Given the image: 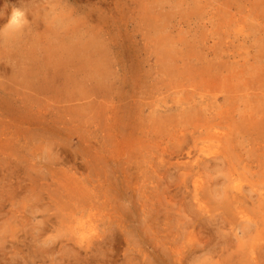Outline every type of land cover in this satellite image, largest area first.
I'll return each mask as SVG.
<instances>
[{
  "label": "rangeland",
  "instance_id": "1",
  "mask_svg": "<svg viewBox=\"0 0 264 264\" xmlns=\"http://www.w3.org/2000/svg\"><path fill=\"white\" fill-rule=\"evenodd\" d=\"M263 121L264 0H0V264H264Z\"/></svg>",
  "mask_w": 264,
  "mask_h": 264
},
{
  "label": "bare ground",
  "instance_id": "2",
  "mask_svg": "<svg viewBox=\"0 0 264 264\" xmlns=\"http://www.w3.org/2000/svg\"><path fill=\"white\" fill-rule=\"evenodd\" d=\"M70 45V44H69ZM74 46V47H73ZM90 46H92V48H95V43L94 42H90L89 41V43H83V44H81V43H79V44H76V45H70V46H67L66 44H65V47H63V48H65V51H67V49H69V52H71L70 54L71 55H79V54H81L82 56H84V54H83V52L84 53H86V49H88ZM171 55V54H170ZM75 59V58H74ZM70 60V59H69ZM89 62V61H88ZM89 64V63H88ZM75 65V64H74ZM174 70V69H173ZM170 72V71H169ZM174 73V72H173ZM198 75V74H197ZM256 82V81H255ZM239 88V87H238ZM244 93V92H243ZM254 94V93H253ZM262 105V104H261ZM259 107V106H258ZM208 119V118H207ZM230 120V119H229ZM260 121H261V119H259ZM223 122H224V120H223ZM237 122V121H236ZM264 122V121H263ZM241 123V122H240ZM231 124H234V123H231ZM242 124V123H241ZM244 124V123H243ZM236 125V124H235ZM232 126V125H231ZM230 126V127H231ZM241 126V125H240ZM232 127H234V125L232 126ZM257 131V130H256ZM215 132H216V130H215ZM220 132V131H219ZM221 133V132H220ZM236 133V132H235ZM242 133L244 134V132L242 131ZM260 134H261V132H259ZM188 134V133H187ZM221 134H223V133H221ZM229 134V133H228ZM239 134V133H238ZM259 134V135H260ZM220 135V134H219ZM250 134H248V136H249ZM187 136H189V135H187ZM208 136V135H207ZM226 136V135H225ZM229 136V135H228ZM212 137V136H211ZM219 137V136H218ZM235 137V136H234ZM241 137V136H240ZM242 137L244 138V135H242ZM230 138V137H229ZM250 138H251V136H250ZM182 139V138H181ZM208 139H210V138H208ZM244 140H245V138H244ZM249 140V139H248ZM184 141V140H183ZM210 141H212L211 139H210ZM225 141V140H224ZM182 142V141H181ZM187 142V141H186ZM223 142V141H222ZM227 142V141H226ZM249 143V142H248ZM247 143V144H248ZM190 144V143H189ZM227 144H229V143H227ZM180 145V144H179ZM183 145V144H182ZM236 145H238V144H236ZM186 146V145H185ZM193 145L191 144V147H192ZM226 146H228V145H226ZM182 147V146H181ZM180 147V148H181ZM195 147V146H194ZM193 147V148H194ZM216 147H217V145H216ZM225 148V147H224ZM262 150H263V147H262ZM182 151V150H181ZM192 151V150H191ZM226 151V150H225ZM228 151V150H227ZM226 151V152H227ZM230 151V150H229ZM241 153L243 152V151H241V150H239ZM226 152H219V149L218 150H216V151H214V152H212L213 153V155H217V156H215V158L214 159H220L221 157H223L222 155H226L227 153ZM194 153H196V152H194ZM224 153V154H223ZM248 153V151H246V154ZM186 154V153H185ZM191 154H192V152H191ZM212 155V154H211ZM250 155H251V153H250ZM188 157V156H187ZM191 157V156H190ZM189 157V158H190ZM212 157V156H211ZM211 160V159H210ZM208 161V160H207ZM221 161V160H220ZM263 161V160H262ZM190 162V161H189ZM197 163V162H196ZM264 163V162H263ZM214 164V163H213ZM223 164V163H222ZM199 165V164H198ZM201 165V164H200ZM261 165V164H260ZM209 167V166H208ZM264 167V166H263ZM262 167V168H263ZM263 170V169H262ZM198 173H199V171H198ZM234 180H232V182H233ZM201 182V181H200ZM195 183H197V181L195 182ZM237 183H239V182H237ZM233 184V183H232ZM238 186H235V183H234V188L235 189H240V185L239 184H237ZM199 187H200V185L198 184H196L195 185V191H198V190H200L199 189ZM232 188V187H231ZM233 188V189H234ZM239 192V191H238ZM237 192V193H238ZM241 192H243V191H241ZM232 194V193H231ZM245 194H247V193H245ZM221 195H222V192H221ZM223 195H224V193H223ZM240 196H242V195H240ZM222 197V196H221ZM249 197V196H248ZM214 198V197H213ZM224 198V197H223ZM234 198H237V195H233L232 194V196L231 195H228V196H226L225 197V199L221 202V206L224 208V209H227L228 207H231L232 205H233V202H234ZM215 199V198H214ZM240 199H241V197H240ZM239 199V200H240ZM216 200V199H215ZM231 202H230V201ZM242 200V199H241ZM244 200V199H243ZM217 201V200H216ZM215 202V201H214ZM249 202V201H248ZM212 204V203H211ZM214 204V203H213ZM212 204V205H213ZM202 205V204H201ZM215 205V204H214ZM201 208H202V210H205V211H207V212H209V207L208 206H204L203 207V205L202 206H200ZM215 208H216V206H214ZM218 210H221L220 209V207L218 206L214 211H218ZM213 211V212H214ZM213 212H211V213H213ZM230 212V211H229ZM257 212V211H256ZM228 213V212H227ZM226 213V214H227ZM257 215H259L258 213H257ZM262 217H264V216H262ZM261 217V218H262ZM240 218L241 219H243V221H244V223H245V225H246V223L247 224H250V222L251 221H253V218L252 217H250V215L248 214V213H245L244 211L243 212H241L240 213ZM251 225V224H250ZM253 226L255 227V225L253 224ZM253 226H250V228L251 227H253ZM261 225H259V227H260ZM246 228H247V226H246ZM242 229V228H241ZM244 229V228H243ZM252 229H254V228H252ZM258 229V228H257ZM247 231V230H246ZM250 232H254V231H251L250 230ZM249 232V233H250ZM249 233L247 234L248 236H249ZM254 234V233H253ZM255 235V234H254ZM264 235V234H263ZM262 235V236H263ZM262 236H260L261 238H262ZM244 237V236H243ZM256 238H257V236H255ZM252 238V237H251ZM258 239V238H257ZM252 240V239H251ZM256 240V239H255ZM260 240V239H259ZM261 242V244H262V241H260ZM242 243V242H241ZM256 243H258V241L256 242ZM250 244V243H249ZM260 244V243H259ZM242 246V245H241ZM262 246V245H261ZM243 247H245V246H243ZM257 247V246H256ZM258 248H259V246H258ZM262 247H260V249H261ZM259 249V250H260ZM241 250V249H240ZM262 250V249H261ZM264 250V249H263ZM241 252H242V250H241ZM257 252H259V251H257ZM260 253H262V252H260ZM242 254H244V255H247V253L246 252H243ZM241 254V255H242ZM257 254V253H256ZM237 256V255H236ZM239 256V255H238ZM258 256V255H257ZM264 256V255H263ZM259 257V256H258ZM261 257H262V255H261ZM240 258V257H239ZM263 258V257H262ZM222 259V258H221ZM249 259V258H248ZM233 260H235V259H233ZM241 260H243L242 258H241ZM248 261V260H247ZM217 262H218V260H217ZM250 262V261H249ZM241 263V262H240ZM243 263V262H242ZM258 263V262H257ZM217 264V263H216ZM219 264V263H218ZM263 264V263H262Z\"/></svg>",
  "mask_w": 264,
  "mask_h": 264
}]
</instances>
